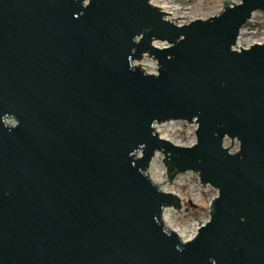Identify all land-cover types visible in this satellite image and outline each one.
<instances>
[{"label": "water", "instance_id": "1", "mask_svg": "<svg viewBox=\"0 0 264 264\" xmlns=\"http://www.w3.org/2000/svg\"><path fill=\"white\" fill-rule=\"evenodd\" d=\"M151 1L0 0V264H264V44L235 48L264 0L182 26ZM157 153L217 190L188 240Z\"/></svg>", "mask_w": 264, "mask_h": 264}, {"label": "rangeland", "instance_id": "2", "mask_svg": "<svg viewBox=\"0 0 264 264\" xmlns=\"http://www.w3.org/2000/svg\"><path fill=\"white\" fill-rule=\"evenodd\" d=\"M223 0H152V4L161 7L167 14V19L182 26L196 20H207L210 17L217 16L222 10ZM239 4L240 0H231ZM253 25L247 24L239 34L236 43V49L241 50L248 45L264 40V18L261 13H253ZM251 18V19H252ZM250 19V21H251ZM159 47V46H158ZM152 61V60H151ZM144 58L142 63L146 66L145 72H150L152 62ZM195 124L185 122H168L167 124L156 126V131L161 138L168 140L177 146L190 147L195 141ZM226 139L224 147H228L230 153L238 151V141ZM231 146V147H230ZM163 156L159 153L151 161L150 167L146 171L153 180L157 182L164 192H172L183 201L182 212H176L173 209H165L167 212V225L170 229L177 230L182 241L188 240L196 234L197 227L204 225L208 219V206L215 199L217 190L210 186L202 187L199 177L195 173H181L175 178L173 183L168 185L166 170L162 164ZM164 182V183H163ZM190 203V204H189ZM164 211V212H165Z\"/></svg>", "mask_w": 264, "mask_h": 264}, {"label": "bare ground", "instance_id": "3", "mask_svg": "<svg viewBox=\"0 0 264 264\" xmlns=\"http://www.w3.org/2000/svg\"><path fill=\"white\" fill-rule=\"evenodd\" d=\"M155 6V5H154ZM160 9H161V11H164L161 7H159ZM165 12V11H164ZM166 13V12H165ZM143 61V59L141 60V62ZM141 62H138V63H136L137 65H139L141 68H143L142 67V64H141ZM163 139V138H162ZM146 174L148 175V173L146 172ZM148 177H149V175H148ZM150 179H151V181L155 184V185H157V182L155 181V180H153L151 177H150ZM162 221L164 222V224H165V228H166V230L168 231V232H175L178 236H179V238L182 240V236H181V234L177 231V230H173V229H170L169 228V226L167 225V212L165 211L164 213H163V216H162Z\"/></svg>", "mask_w": 264, "mask_h": 264}, {"label": "built area", "instance_id": "4", "mask_svg": "<svg viewBox=\"0 0 264 264\" xmlns=\"http://www.w3.org/2000/svg\"><path fill=\"white\" fill-rule=\"evenodd\" d=\"M249 23H251V25H253V18L251 19V21L249 20V22H248V24ZM256 44H264V40L262 39V41L261 42H258V43H256ZM159 47H163V46H165L164 44L163 45H158ZM249 46H251V45H248L247 47H245L246 49L249 47ZM151 61V60H150ZM152 62V66L150 67V72H146V73H148V74H153V73H156V69H157V63H155V61H151ZM136 64V63H135ZM141 64H142V67H143V69L145 70V65L141 62ZM199 227H197V229H198ZM193 238V237H192Z\"/></svg>", "mask_w": 264, "mask_h": 264}]
</instances>
